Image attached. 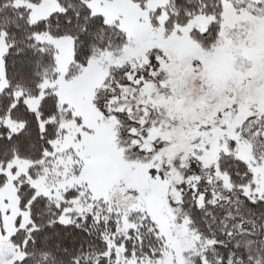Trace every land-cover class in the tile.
Segmentation results:
<instances>
[{
	"label": "snow or ice",
	"instance_id": "snow-or-ice-1",
	"mask_svg": "<svg viewBox=\"0 0 264 264\" xmlns=\"http://www.w3.org/2000/svg\"><path fill=\"white\" fill-rule=\"evenodd\" d=\"M0 264H264V0H0Z\"/></svg>",
	"mask_w": 264,
	"mask_h": 264
}]
</instances>
